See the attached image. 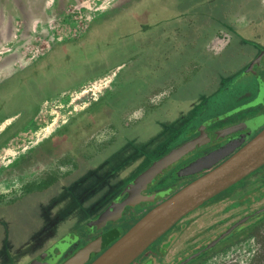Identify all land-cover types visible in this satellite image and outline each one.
<instances>
[{
    "label": "flooded vegetation",
    "instance_id": "obj_1",
    "mask_svg": "<svg viewBox=\"0 0 264 264\" xmlns=\"http://www.w3.org/2000/svg\"><path fill=\"white\" fill-rule=\"evenodd\" d=\"M205 1L199 0L197 6L201 7V2ZM188 4L183 14L195 9L198 12L203 10L192 8L191 0H188ZM155 5L157 7L152 12L156 19L152 20V27L157 32L152 36V49H142L136 57L139 61L137 67L144 70V63L152 56L155 62L152 69L157 70L159 60L167 56L169 61L174 54V43L167 37H161L163 34L158 31L161 14L164 13V16L171 9L159 8L160 3ZM141 29L147 30L145 25H141ZM263 52L264 47L255 57L240 63L235 69L232 77L236 89L232 88L230 95L235 105H228V109L213 116L203 117L187 131L183 141L136 171L140 173L129 181H125L123 173L134 172L128 169L138 157L133 145H143L149 140L146 132L151 125L157 124L151 119L156 117L154 112L173 99L175 92L174 76L171 75V79L164 81L157 77L147 89L140 88L137 94L124 97L126 87L134 82L133 60L112 78L102 99L86 110L90 109L89 113L85 114L84 111L73 118L38 146L35 151L40 149L45 154L40 157L42 166L36 167L38 162L33 158L36 153H32V157L29 154L3 171L0 186L4 185L3 189L7 192L16 191L11 198L16 199V203L37 195L49 201L51 193L59 189L58 179L72 178L73 185L65 186L66 191L63 186L59 190L63 197H68L79 207L87 220L86 223L81 222V228L70 230L46 243L23 264H69L78 257H81L78 264H93L146 215L193 183L217 171L249 145L264 131V57L250 70ZM190 62L191 56L188 55ZM115 70L117 68L109 74ZM86 115L90 124L81 131L80 127L85 122L79 119ZM133 119L138 120L133 123ZM72 125L76 128L73 145L65 146L63 134ZM54 145L56 158L49 150V146ZM187 145H191L187 153L176 159L153 182L132 188L136 180L154 164ZM123 204L126 206L122 207ZM255 205L259 207L253 209ZM263 210L264 167L190 213L167 234L168 238L159 247L166 246L163 252L168 255L188 246L184 251H188L186 255L189 256L180 264L191 257L196 258L188 264L207 256L228 254L239 246L240 235L260 219L264 212L257 213ZM105 216L107 218L102 220ZM243 221L245 223L238 226ZM225 234H228L226 238L208 249ZM104 239L106 242L98 250L93 249L90 254L87 252L91 244ZM63 241L65 243L56 248ZM142 256L134 264H144Z\"/></svg>",
    "mask_w": 264,
    "mask_h": 264
},
{
    "label": "rangeland",
    "instance_id": "obj_2",
    "mask_svg": "<svg viewBox=\"0 0 264 264\" xmlns=\"http://www.w3.org/2000/svg\"><path fill=\"white\" fill-rule=\"evenodd\" d=\"M198 1L191 0L192 8H202V12L195 9L183 14L189 7L188 0H170L167 5L170 4L171 12L164 16L162 13L159 18L160 34L167 32L182 38V42H189L191 62L188 63L187 55H181L175 62L171 58L165 68L158 70L163 77L166 73L177 72L182 81L173 82L176 88L173 99L154 112L156 117L151 119L157 124L147 130L149 140L143 145H133L138 157L128 168L134 172L123 173L125 181L183 141L187 131L203 117L213 116L235 105L236 102L230 99L232 88L236 89L232 75L240 63L255 57L264 47V0H204L201 7L197 6ZM157 3L163 5L164 0H0V85L49 54L57 44L81 38L96 21L104 18L115 20L129 11L126 8L137 9L138 14L148 10L151 17L148 15L150 19L144 17V20L156 19L152 11ZM124 26L121 22V27ZM183 31H190L188 39ZM129 57L130 54L124 55L121 63L127 62ZM124 68V64L117 66L114 73L59 94L36 108L23 128L9 133L0 143V175L18 160L32 157L34 153L36 157L33 158L38 162L36 167L42 166L40 157L45 154L40 149L35 150L50 137L40 136L48 125L43 113L46 106L67 107L74 91L94 86V83L110 85L111 79ZM139 69L134 72V82L126 87L129 90H125L124 97L135 95L136 86L147 89L156 78L155 75H142L146 71ZM77 77V82L72 81L70 86L75 87L79 81L90 79L91 74L86 72ZM20 119L21 115H17L0 124V136ZM79 120L85 122L80 130H86L90 124L89 116H82ZM74 130L76 128L72 125L63 134L65 146L73 145ZM49 150L56 158L55 145L49 146ZM73 181L68 177L58 179L57 185L66 191L65 186L73 185ZM3 188L5 186L1 185L0 264H23L46 243L81 228V222L87 221L79 207L68 197H63L59 189L51 193L49 201L37 195L16 203V199H11L16 191L7 192ZM17 188L22 191L21 186ZM258 207L255 205L253 209ZM166 238L167 235L142 256L144 264H180L188 258V251H184L188 246L182 247L180 252L164 253L166 246L159 245ZM105 242L106 239L97 240L90 248L98 250ZM194 264H264V214L240 235L238 247L228 254L207 256Z\"/></svg>",
    "mask_w": 264,
    "mask_h": 264
},
{
    "label": "trees",
    "instance_id": "obj_3",
    "mask_svg": "<svg viewBox=\"0 0 264 264\" xmlns=\"http://www.w3.org/2000/svg\"><path fill=\"white\" fill-rule=\"evenodd\" d=\"M169 2L170 0H164V4H161L159 8L169 9L170 4L167 5ZM125 10L129 11H125L115 20L104 18L96 21L81 38L57 44L49 54L0 85V124L21 115V119L0 136V143L6 140L5 137L9 133L23 128L28 116L33 114V111L36 112V108H39L44 102L102 78L117 66L122 64L125 66L126 63L136 58L142 49H152V36L157 31L152 27L154 24L152 20L146 21L150 19L152 13H149L148 10H146L147 13L143 12L144 14H138L137 9L126 8ZM148 15L150 17H147ZM121 22L125 24L124 27H121ZM141 25H145L147 30L143 31ZM183 33L186 39L190 37V31L186 33L183 31ZM162 37H167L174 43V54L170 56L173 62L181 55L191 56L190 52L192 51L188 41L182 42V38L168 35L167 32H164ZM126 54H130L128 61L121 63V59ZM133 61V73L139 68V71L144 69L137 67L139 62L137 59ZM169 61L166 56L159 60L157 70L152 69L155 64L152 56L144 63L143 67H145L146 73L148 71V75H155L156 78H160V81H164L166 78L171 79V75L174 76V81H182L177 72L166 73V77L161 74L160 76L152 74H159L158 70L165 68ZM86 72L91 74L90 79L79 81L75 87L70 86L72 81L77 82V75ZM139 89L140 86H136L133 93L137 94Z\"/></svg>",
    "mask_w": 264,
    "mask_h": 264
},
{
    "label": "water",
    "instance_id": "obj_4",
    "mask_svg": "<svg viewBox=\"0 0 264 264\" xmlns=\"http://www.w3.org/2000/svg\"><path fill=\"white\" fill-rule=\"evenodd\" d=\"M263 57L264 52L251 66L250 70H253L255 64L260 63ZM190 146H184L154 164L136 180L132 188L137 189L140 186H147L153 182L176 159L181 155H185ZM262 167H264V131L217 171L193 183L146 215L133 229L93 264H134L148 249L167 235L190 213ZM125 206L124 204L122 205V207ZM263 212L264 210L257 214ZM106 218L107 216L103 217L102 220ZM244 223L243 221L238 226ZM228 234L223 235L208 249L214 247L216 243L226 238ZM63 243L65 241L61 242L56 248L60 247ZM91 250L89 247L87 252L90 254ZM87 252L85 251V254ZM195 258L191 257L183 264H188ZM80 260L81 257H78L69 264H78Z\"/></svg>",
    "mask_w": 264,
    "mask_h": 264
},
{
    "label": "crops",
    "instance_id": "obj_5",
    "mask_svg": "<svg viewBox=\"0 0 264 264\" xmlns=\"http://www.w3.org/2000/svg\"><path fill=\"white\" fill-rule=\"evenodd\" d=\"M112 80V79H111ZM110 83V82H109ZM94 86L82 87L74 91L69 106H46L43 113L46 115L48 125L40 134L41 138H47L59 128L66 125L70 120L86 111L90 106L98 102L109 89V84L94 83Z\"/></svg>",
    "mask_w": 264,
    "mask_h": 264
}]
</instances>
